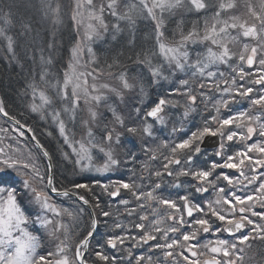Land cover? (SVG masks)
<instances>
[{
	"label": "snow or ice",
	"instance_id": "1",
	"mask_svg": "<svg viewBox=\"0 0 264 264\" xmlns=\"http://www.w3.org/2000/svg\"><path fill=\"white\" fill-rule=\"evenodd\" d=\"M242 7V14L230 15L237 9L236 0H136L125 3L121 12L118 10V0H107V3L101 2L99 5L94 0H76L71 19L77 25H83L85 19L88 21L84 36L87 41L100 39L103 33L109 31L105 22L106 12L118 21L112 25L113 41H117L125 31L119 21L126 22L129 38L122 47L132 52L126 59L141 71L130 80L129 69L121 63L124 53L119 52L112 63L107 64L108 77L116 79L119 87L97 83L103 72L79 70L82 67L79 54L83 49L78 43L72 49L70 63L63 76L48 80L46 66L51 65L52 59H45L43 52L45 48L52 50L56 46V33L53 31L48 42L38 49L43 69L39 79L45 88H39L35 82L28 85L31 91L30 112L39 114L41 120L50 117L58 126L60 136L72 150L71 153L62 152V155L71 161L73 173L80 180L89 179L80 176L81 173L103 174L118 170L122 163L118 149L125 138L132 147L139 138L145 145L142 151L149 155L150 160L158 158L157 152L161 148L167 150L168 154L160 152L163 158L160 169L150 170L147 164L142 166L148 171L150 186L147 191L143 190L142 184L136 183V179H144L142 176L129 182L120 179L101 183L95 177L90 178L91 183L69 180L70 187L58 189L54 185L49 152L37 139L33 128L27 123L21 124L19 119L10 115L3 98H0V114L7 118L12 131L17 134L14 138L8 135V129L0 128V133H4L0 138V264H89L90 259L92 264H124L119 257L106 254L105 248L117 249L124 246L126 241H131L134 248L150 245V248L159 250L162 257H158L157 261L163 259L164 264H245L246 249L251 248V242L264 241V0H256L255 4L252 0H243ZM40 10L44 17L52 20L54 27L62 23L60 6L57 4L53 7L52 0H40ZM180 10L198 19L191 22L193 27L186 33L181 19L177 23L178 32H173L172 41L167 42L165 13L175 16ZM202 13L210 15L200 19ZM145 14L155 22L152 33L154 48H145L136 42L137 19ZM2 18L5 23H11L8 16ZM20 27L22 36L32 31L31 22H21ZM233 31L236 35H232ZM241 37L250 42L243 43L237 54L229 45L239 42ZM0 38L7 41V51L14 52V39L7 34L6 28L0 27ZM189 43L206 48L204 53H197V59L192 62L187 51ZM88 51L92 49L88 48ZM234 57L239 62L235 67L230 63ZM221 64L231 68L228 78H224L222 72L209 70ZM244 65L249 70L246 71ZM254 65L258 66L253 71ZM112 69L119 71L113 72ZM186 69L191 71V78L199 80V83L193 87L191 79H181L179 85L171 89L170 94L180 96L183 104L160 97L146 109L144 98L149 95L148 89ZM165 71L169 73L168 76L164 75ZM89 76L93 81L91 84L88 82ZM205 89L220 93V98H209ZM126 93L132 94L130 98L133 104L125 115L119 110V105L113 106L109 101L115 98L122 102ZM137 98L141 101L139 104L135 103ZM198 99L202 103L207 100L215 114L209 113L208 119L187 133L186 138H177L171 143L165 140L156 148L147 147V138L153 137L154 125H164L173 119L166 113V108H184L178 119L181 128H172L173 133L179 131L183 134L184 119L196 111ZM241 101L249 102V110L227 116L221 114L222 109L231 112V106ZM57 104L60 107H56ZM102 106L103 112L100 110ZM253 110L259 114L252 115ZM78 112H86L81 119L86 136L73 142L61 117L67 114L70 120L75 121ZM24 129L32 133L31 140L35 142L37 150L48 159L46 171L41 170L39 156L31 151L25 155L20 147L18 138L26 135ZM96 132H99V138ZM47 135L51 136L52 133L48 132ZM254 136L258 140L250 142ZM205 137L219 138L213 155L220 157L221 162L213 159L210 163L205 161L204 167H200L196 160L203 154L201 144ZM229 142H238L241 146L232 151L234 144ZM93 150L103 154L102 164H96ZM125 154L133 161L136 159L132 148ZM217 169L221 170L218 175L215 174ZM223 169H235L238 175L230 176ZM165 175L176 179V187H181L179 177H191L197 182L192 186L195 193H206L211 188L216 198L201 204L194 202L191 194H177L176 199L159 195L158 190L162 189L158 181ZM220 181L227 182L225 187H219ZM237 186L243 191L237 192ZM96 188L101 190L99 194L94 191ZM80 190H84L88 198L80 195ZM122 190H126L136 204L129 210L127 206L130 201L120 200L129 216L136 215L138 222H133L132 228L139 231L131 235L125 231L124 225L116 222L113 227L120 229V234L114 231L106 233L103 243L97 241L96 247L90 249L99 223L96 210L105 218L112 215L101 207V197L105 194L109 198L119 197ZM48 192L75 197L84 205L92 204V230L87 231L86 235L79 233L83 238L74 246L68 226L55 219L62 215L73 216V213L58 209L50 202ZM82 212V208L78 210V213ZM48 213L53 216L50 217ZM104 223L107 226V220ZM30 228L35 232L44 229L47 240L54 247L40 254L39 250L43 247L41 237L34 235ZM223 232H227L231 239L217 236L214 240L201 243L198 238ZM127 255L133 257L131 249L127 250ZM134 259L135 264H157L152 256L143 254ZM127 264H132V261L129 260Z\"/></svg>",
	"mask_w": 264,
	"mask_h": 264
},
{
	"label": "trees",
	"instance_id": "2",
	"mask_svg": "<svg viewBox=\"0 0 264 264\" xmlns=\"http://www.w3.org/2000/svg\"><path fill=\"white\" fill-rule=\"evenodd\" d=\"M132 2H136V0H118V10H124V4ZM52 3L53 7H55L57 4L60 6V18L62 20V23L56 25L55 27L53 26L52 20L50 18L43 16L42 11L40 10V0H0V10H2V12H0V27L6 28L7 34L11 35L14 39V52H9L7 51V41L3 38H0V98H3L5 102V108L7 111H9L10 115L15 116L16 119H19L22 124L27 123V125L33 128L37 139L51 155L55 166V186L60 189L63 187H70L68 183L69 180L91 183L92 181L90 178L92 176H89V179H85L83 181L78 180V176L73 173V165L71 161L66 160L62 155V152L71 153L72 150L71 147L65 144L64 139L60 136L58 126L51 120L50 117L41 120L39 114L31 113L28 108L29 104L31 103V91L28 89V85L35 82L39 88H45V85L40 82L39 79V73L43 70L41 67V52L38 50L39 47L46 44L50 39L52 32L55 31V48L52 50L45 48L43 52L45 59H48L49 57L52 59L51 65L46 66L48 72L47 79L54 80L63 76V71L67 67L68 60L70 59L71 50L75 46L77 40V34L73 26V20L71 19L72 0H52ZM4 15L8 16V19L11 20L10 24L5 23L4 19L2 18ZM182 19L184 21L183 28L185 33L188 30H191L193 27V24L190 25V21L197 20L196 17L193 16L192 18L191 15L187 20L186 18ZM179 21L180 19H176L174 16H169L167 13L165 14V26L167 29L165 31V38L167 42L172 41L173 38L171 34L173 32H176V30L178 32L177 23ZM21 22H31L32 31L27 35H21ZM105 22L109 26V31L93 43L96 57V67L109 72L107 64L112 63V60L117 55V53L123 52L124 56L121 57V63L129 69L128 75L136 76L141 71V69L134 65L132 61L126 59L127 56L132 55V52L129 49L122 47L124 42L129 38L126 22L119 21L121 28L125 29V31L120 34L117 41H113L111 36L112 25L116 24L118 21L116 18L105 17ZM154 24L155 22L150 18H147L146 14L145 16L137 19V45L143 44L145 48H154V36L152 35ZM176 39H178V35ZM136 50L139 51V47H137ZM187 51L189 52L191 58L190 62H192L197 59L196 54L204 53L206 48L204 45L201 46L200 44L189 43L187 46ZM133 59H135V57H133ZM230 63L235 66V59L233 58V61ZM244 66L246 71L249 70L246 65ZM209 70L222 73L224 71V78H228L231 75V68L227 64L212 66ZM111 71L116 72L119 70L112 69ZM185 74L186 79L192 80L193 87L199 83V80L191 78V71L186 69ZM164 75L168 76L169 73L165 71ZM199 79L205 78L200 77ZM217 79L220 78L217 77ZM167 81L174 83L175 79L170 77L167 80H160L158 85H153L148 89L149 95L146 97L148 104H152L160 97L170 100L172 99L173 95L170 93L171 89L175 87L172 86L173 84H170L171 87L169 88L167 86ZM204 91L209 98L219 99V97H214L213 93L208 92L207 89ZM48 94L51 95L52 93L49 91ZM197 104L198 107L196 108V111L191 112L192 114L190 113L189 116L184 120V123L188 124L187 129L189 130L192 129L191 125L202 124L203 120L208 119L209 113L215 114L212 105L207 103V100H205L203 103ZM56 107H60V105L57 104ZM179 108H181L183 112L184 108ZM246 110H249V102L241 101L231 106V112L222 109L221 114L227 116L237 111ZM181 113H179V115ZM251 114L257 115L259 113L253 110ZM179 115L176 116L180 118ZM82 117V113L78 112L77 118L75 121H72L69 119L67 114L62 115L61 118L65 120L66 129L70 139H74L75 137L78 138L79 135L85 133V130L82 131L81 129H84L81 123ZM0 122L5 125L6 128H8L9 135L12 137L14 135L17 136V134L12 131V125L4 120L1 116ZM48 132H51L52 135H47ZM96 134H99V132H96ZM19 138L24 144L25 155H27L30 150L34 151L32 152L33 155L40 157L38 163L42 172L46 171V159L37 150L29 137L25 135L24 137ZM257 140L258 138L254 136L253 140L250 142H256ZM22 142L20 143L21 146H23ZM229 143L234 144L232 151L237 150V148L241 146L238 142ZM160 152H163L165 155L168 154L167 150L165 149L161 150ZM160 152L157 153L158 158L156 160H149V162L145 160L142 161L141 155L139 154H135L136 159L134 161L128 157L125 167L122 166L120 171L112 173L111 176L101 180V183L104 181L106 183L120 179L129 182L132 179H136V177L142 176L144 179H136V183L142 184L144 186L143 190L147 191L150 186V181L147 179L148 171L144 170L143 168L141 169V167L139 168V166L147 164L150 170L160 169L163 163V158L160 155ZM213 152L214 151H203V154L196 160L197 166L204 167L205 161L210 163L213 159H215L217 162H221L220 157H215ZM94 159L97 161L96 157H94ZM220 171V169H217L215 174L218 175ZM223 172L230 176L238 175V172L235 169H223ZM79 175L83 176L82 173ZM152 179L155 180L156 178L152 177ZM158 182L161 183L162 189L158 190V194L165 197L176 199L177 194H191L194 197V202L201 204H203L205 201L214 200L216 198L215 192L211 188L206 193H195L192 186L196 185L197 182L191 177H179V183L181 187H176V179L167 175H165L162 180ZM226 184V181H220L219 187H225ZM16 187L19 189V183H17ZM94 191L99 194L101 190L96 188ZM236 191L240 192L243 191V189L237 186ZM48 195L50 200H52V202L57 205L59 209H67L73 213V216H66V219L69 221L68 228L72 234V244L74 246L75 243H78L79 239L83 238V235L87 234V231L92 230L89 210L73 198L53 196L49 192ZM80 195H85V197L88 198V194L84 190H80ZM124 199L130 201L129 205L127 206L129 210L136 207L133 198L129 193L126 192V190H122L121 195L116 198H109L106 194L101 197V207L104 211H110L112 215L110 218H105L99 214V210H96V218L99 223L97 232L91 240L90 249L96 247L97 241L103 243V240L106 239V233L110 234L114 231L116 234H120V229H114L113 227L114 223L116 222L124 225L125 231L129 232L131 235L137 234L139 230L132 228V223L138 222L137 217L136 215L129 216L125 211V206L120 203V200ZM81 208L83 209V212L78 213V210ZM105 220H107V226H105ZM79 233H83V235H79ZM203 236L205 237L206 235ZM128 249L132 250L133 257H128ZM105 252L109 256L119 257L124 261V264H127L129 260L132 261V264H135L134 257L141 254L145 255L146 257L152 256L153 261H156L157 264H164L163 259L157 261L159 256L156 253H152L150 251L149 245H142L140 247L134 248L131 241H126L124 246L118 247L117 249L106 247ZM253 254H257V256L255 258L252 257V259H249V257L253 256ZM92 259H94V255ZM245 259H248L250 264H262L264 262V243L252 245L250 251L246 249ZM89 264H92L91 259L89 260ZM101 264H103V262H101Z\"/></svg>",
	"mask_w": 264,
	"mask_h": 264
},
{
	"label": "rangeland",
	"instance_id": "3",
	"mask_svg": "<svg viewBox=\"0 0 264 264\" xmlns=\"http://www.w3.org/2000/svg\"><path fill=\"white\" fill-rule=\"evenodd\" d=\"M75 2H76V0H72V9H71V17H72V14H73V9H74V6H75ZM94 2L97 4V5H99L101 2H103V3H107V0H94ZM217 2H219V0H217ZM225 2H227V0H225ZM252 2L255 4L256 3V0H252ZM236 3H237V9H236V11L235 12H232V13H229L230 15L231 14H242L243 12H244V8L242 7V5H243V0H236ZM121 9V8H120ZM119 11H121V10H119ZM123 11V10H122ZM121 11V12H122ZM166 14V13H165ZM207 15H210V13H202L201 14V17H200V19H203L205 16H207ZM189 14H187V13H185V12H183V10H180V11H177V13L175 14V16H174V18H176V19H182V18H186V20L189 18ZM193 16L194 17H196L197 18V16H195V15H191V17L193 18ZM105 17L107 18H114V17H112L110 14H108L107 12L105 13ZM165 18V17H164ZM226 18V17H225ZM78 19H79V17H78ZM198 19V18H197ZM189 21V20H188ZM192 21H190V25H192V23H191ZM87 23H88V21L85 19V22H84V24L83 25H77V23L76 22H74L73 21V26H74V28H75V31H76V34H77V40H76V44H75V46L79 43L80 44V46H81V48L83 49L81 52H80V54H79V59H80V64H81V66L82 67H80V71H88V72H92L94 69L95 70H97L98 72H103L104 73V75H102V76H100L99 77V79L96 81L97 83H109L110 85H112V86H114V87H119V82L116 80V79H114V78H109L108 77V75H107V73H108V71H106V70H102V69H99V68H97L96 67V65H95V61H96V57H95V53H94V46H93V43L97 40L96 38H94L92 41H87V40H85L84 39V36H85V32H86V25H87ZM176 32H177V30H176ZM106 33H103V35L102 36H104ZM232 35H236V32L235 31H233L232 32ZM167 41V40H166ZM246 42H250L247 38H242L241 37V39H240V41L239 42H237V43H235V44H230L229 45V47H230V49L233 51V52H236L237 54L241 51V49H242V45H243V43H246ZM74 46V47H75ZM201 46H203V45H201ZM73 47V48H74ZM72 48V49H73ZM88 48H91L92 49V51L91 52H89L88 51ZM71 56H72V50H71V53H70V59H71ZM70 59L68 60V63H67V67H68V65H69V63H70ZM234 59H235V66H237V64L239 63L238 62V60H237V58H235L234 57ZM234 66V67H235ZM247 66V65H246ZM258 65H254L253 66V71L255 70V68L257 67ZM66 67V68H67ZM65 68V69H66ZM65 71V70H64ZM63 71V72H64ZM223 73H224V71H223ZM129 76V79L131 80V78L133 77L132 75L130 76V75H128ZM172 78H174L175 79V81H174V83H171V82H168L167 81V86L170 88L171 87V85L172 86H174V87H176V86H178L179 85V80H181V79H186V74H185V72H177V73H175L173 76H171ZM88 82H89V84H91V83H93V81H92V78H91V76H89L88 77ZM171 84V85H170ZM131 95L132 94H130V93H126L125 94V96H124V100L122 101V102H120L118 99H115V98H113L112 100H110L109 101V103L110 104H112L113 106H117V105H119V110L123 113V114H127V112H128V110H129V108L131 107V105L133 104V101L131 100ZM213 95H214V97H219L220 98V96H221V94L220 93H218V92H216V93H213ZM167 99V98H166ZM171 100H173V101H180V104L182 105L183 104V100L181 99V97L180 96H178V95H173V97H172V99ZM156 101V100H155ZM141 101H140V99L139 98H137L136 99V101H135V103L136 104H139ZM148 101H147V99H146V97L144 98V104H145V106H146V109L147 108H150L151 106H153V103L152 104H148L147 103ZM248 102V101H247ZM197 103H202V102H200V100L198 99V102ZM81 107H83V104H81ZM102 112L104 111V108H103V106L101 107V109H100ZM182 112V109L181 108H166V113L168 114V115H171L172 117H173V119L171 120V121H168V122H166V124H164V125H161V124H159V123H156L155 125H154V133H153V137H151V138H147L148 139V144H147V147H151V148H156L157 147V145H160L163 141H165V140H167L169 143H171V142H174L177 138H186V134L187 133H190V131H192V130H195V128L196 127H198V126H201L202 124H196V125H191L192 126V129L191 130H189V129H187V127H188V124H185V123H183V134L181 133V132H176V133H173L172 132V128H173V126H175L176 128H181V124L178 122V119H179V117H177L178 115H179V113H181ZM183 112H184V110H183ZM183 112L179 115L180 117L182 116V114H183ZM82 113V115H83V117H85L86 116V112H81ZM192 114V113H191ZM105 115H108L107 113H105ZM177 115V116H176ZM1 116V115H0ZM2 117V116H1ZM3 118V117H2ZM109 119L111 118L110 116L108 117ZM4 119V118H3ZM186 119V118H185ZM184 119V120H185ZM5 120V119H4ZM188 120H189V118H188ZM149 123H151L152 121H151V119H149V121H148ZM9 123V122H8ZM83 127V126H82ZM0 128H5V129H8V128H6L5 127V125H3L1 122H0ZM82 129V131L83 130H85V133L84 134H81V135H79L78 136V138H74V139H70V140H72L73 142L74 141H78V140H81L83 137H85L86 136V129L84 128H81ZM189 130V131H188ZM8 132H9V130H8ZM9 135V134H8ZM4 136V133H0V138H2ZM11 136V135H10ZM27 136V135H26ZM13 137H17L16 135H14ZM96 137L97 138H99V134H96ZM258 138V137H257ZM30 139V138H29ZM31 140V139H30ZM32 141V140H31ZM6 143L7 142H9V141H5ZM18 142H19V145H20V143L22 142V140L20 139V138H18ZM32 143H33V141H32ZM34 144V143H33ZM22 145L23 146H21L20 145V147L22 148V149H24L25 147H24V144H23V142H22ZM34 146L36 147V145L34 144ZM145 147V145L143 144V142L139 139V138H137L136 139V141H135V147H132L129 143H128V139L127 138H125V140L122 142V144H121V146H120V148L118 149V152L120 153V159H121V161H122V163H121V165H120V167H119V169L118 170H114V171H112V172H109V173H103V174H101V173H96V172H91V173H82V175L83 176H85V177H89V176H92V177H95L96 179H100V180H103V179H105L106 177H108V176H111L112 175V173H115V172H118V171H120V168L123 166V167H125V164L127 163V160H128V156L125 154L126 152H127V150L129 149V148H132V152H134L136 155H141V159H142V161H148L149 162V155L148 154H146L144 151H142V148H144ZM216 149V147L215 148H213V149H207V148H204V149H202V152L203 151H211V150H215ZM161 150H163V148H161L160 149V151ZM31 152H34V151H32V150H30ZM69 151H71V150H69ZM40 152V151H39ZM41 153V152H40ZM157 153H159V152H157ZM42 154V153H41ZM93 156L94 157H96V160L97 161H95L96 162V164L97 165H99V164H102L103 163V154L102 153H99L98 152V150H93ZM144 157V158H143ZM45 158V157H44ZM46 159V158H45ZM46 163H47V161H46ZM54 163V162H53ZM141 163V162H140ZM142 166L143 165H140L139 166V168L141 167V169H142ZM174 168H175V166H174ZM79 181H83V180H80V179H78ZM46 182V181H45ZM102 183H105V181L104 182H102ZM106 183H109V182H106ZM54 185H55V166H54ZM47 189H45V191H46ZM50 193V192H49ZM51 195H53V196H59V195H54V194H52V193H50ZM63 197V196H62ZM73 198V197H72ZM116 198V197H115ZM74 199V198H73ZM74 200H76V199H74ZM77 201V200H76ZM50 202H52V200H50ZM78 202V201H77ZM53 203V202H52ZM80 203V202H79ZM81 204V203H80ZM82 205V204H81ZM90 205L92 206V204L90 203ZM57 206V205H56ZM84 206V205H83ZM85 208H87L86 206H84ZM57 208H58V206H57ZM59 209V208H58ZM88 209V208H87ZM89 210V209H88ZM257 210H259V209H257ZM89 212H90V210H89ZM48 215L50 216V217H52L53 216V214L52 213H48ZM66 216L67 215H62L61 217H59V218H55V219H58V220H60L62 223H64L65 225H69V221L66 219ZM69 219V218H68ZM97 219V218H96ZM98 229V228H97ZM30 231H33V234L34 235H39L40 237H41V243H42V245H43V247L39 250L40 251V254H44V252L46 251V250H51L53 247H54V245H52L51 244V242L50 241H48L47 240V238H46V231L44 230V229H41L39 232H35L33 229H29ZM96 232H97V230H96ZM96 232H95V234H96ZM95 234H94V236H95ZM93 236V237H94ZM209 236H214L212 239L214 240V239H216L217 238V236H219V238H222V239H227V238H223V237H226V236H221V234L219 233V234H214V235H208V238H209ZM93 239V238H92ZM91 239V240H92ZM205 241H203V243H204ZM157 255L159 256V257H162V253L161 252H158L157 253ZM247 263H250V261L248 260V259H245V264H247Z\"/></svg>",
	"mask_w": 264,
	"mask_h": 264
},
{
	"label": "water",
	"instance_id": "4",
	"mask_svg": "<svg viewBox=\"0 0 264 264\" xmlns=\"http://www.w3.org/2000/svg\"><path fill=\"white\" fill-rule=\"evenodd\" d=\"M6 121H7V118L4 117L2 114H0ZM8 122V121H7ZM10 123V122H9ZM11 124V123H10ZM22 124V123H21ZM26 135L31 139V136H32V133H28L26 129H24ZM219 138L218 137H205L204 141L202 142L201 144V148L204 149V148H207V149H213V148H217V145L219 143ZM33 143L35 144V142L33 141ZM42 153V152H41ZM50 155V154H49ZM51 156V155H50ZM46 161H47V164L49 163L48 159L46 158ZM51 163L53 165V169H52V175L54 176V163H53V160H52V157H51ZM54 195H57L56 193L54 192H50ZM74 199H76L75 197H73ZM78 202H80L78 199H76ZM82 205H84L82 202H80ZM86 206L90 211H91V208L92 206L89 204V205H84ZM96 232V230H95Z\"/></svg>",
	"mask_w": 264,
	"mask_h": 264
},
{
	"label": "flooded vegetation",
	"instance_id": "5",
	"mask_svg": "<svg viewBox=\"0 0 264 264\" xmlns=\"http://www.w3.org/2000/svg\"><path fill=\"white\" fill-rule=\"evenodd\" d=\"M235 149H236V147H235ZM211 151H214V150H211ZM221 234V236L223 237V236H226V237H223V238H227V239H231V237L229 236V234L227 233V232H223V233H220ZM214 236H209V238H208V235H206L205 237L203 236V235H201L200 237H198L199 239H200V241H201V243H203V241H206V240H208V239H212ZM151 243V242H150ZM262 244V243H264V241H260V240H253L252 242H251V244L252 245H254V244ZM150 246V245H149ZM249 251H250V249H248ZM150 251L152 252V253H158V252H160L159 250H155V249H152V248H150ZM249 255H250V253H249ZM257 256V254H253V256H251V257H253V258H255ZM247 264H250V263H247ZM262 264H264V262L262 263Z\"/></svg>",
	"mask_w": 264,
	"mask_h": 264
}]
</instances>
